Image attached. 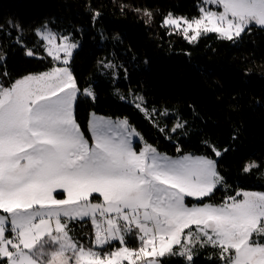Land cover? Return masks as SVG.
Wrapping results in <instances>:
<instances>
[{"label": "snow or ice", "instance_id": "obj_1", "mask_svg": "<svg viewBox=\"0 0 264 264\" xmlns=\"http://www.w3.org/2000/svg\"><path fill=\"white\" fill-rule=\"evenodd\" d=\"M215 3L222 12L202 8L201 18L192 21L168 14L163 23L186 25V36L194 32L191 39L203 32L231 41L252 26L264 29V0ZM37 35L63 66L24 76L7 87L0 83V260L5 264H137L138 260L164 264L166 258L183 257L192 264L194 249L211 246L217 249L220 264H264L260 242L264 192H238L220 205L190 207L186 197L211 198L224 184L214 159H173L151 145L137 152L130 138L139 134L126 120L97 118L90 145L74 118L81 89L70 60L79 45L50 31L38 30ZM57 40L65 42L56 49L63 51V57L53 51ZM0 76L7 77V72ZM82 94L95 99L90 90ZM136 100V107L148 115L143 97ZM253 167L258 165H247L244 171ZM57 190L66 194L64 199L56 198ZM94 193L102 196V202L91 201ZM85 218L94 230L89 247L73 239L68 229L70 222ZM132 234L140 241L139 249L126 246V237ZM114 242L122 247L103 254L97 250ZM153 257L157 259H149Z\"/></svg>", "mask_w": 264, "mask_h": 264}, {"label": "trees", "instance_id": "obj_2", "mask_svg": "<svg viewBox=\"0 0 264 264\" xmlns=\"http://www.w3.org/2000/svg\"><path fill=\"white\" fill-rule=\"evenodd\" d=\"M200 1L0 0V63L4 65L0 72H7V77L0 76V83L7 87L16 79L55 65L37 35L39 28L49 24L82 41L71 67L82 91L75 116L88 135L93 111L127 118L160 152L217 159L218 172L228 189L218 188L204 201L221 203L239 189L264 191V29L252 26L251 31L231 41L217 33L190 41L164 25L171 13L198 17ZM101 29L106 34L103 45ZM27 50L34 55H26ZM111 53L116 61L131 63L138 75L146 77L152 102L186 120V129L169 135L135 105L114 95L110 83L96 74L100 60ZM93 76L98 81L92 82ZM91 83L97 92L95 101L82 94ZM119 85L129 89L130 82L123 80ZM170 136L173 141L167 138ZM215 151L221 155L216 156ZM249 161L258 167L245 172ZM68 229L76 241L91 245L94 230L90 221H72ZM0 264H5L4 260ZM164 264L186 263L183 257H171ZM194 264L220 261L199 254Z\"/></svg>", "mask_w": 264, "mask_h": 264}, {"label": "rangeland", "instance_id": "obj_3", "mask_svg": "<svg viewBox=\"0 0 264 264\" xmlns=\"http://www.w3.org/2000/svg\"><path fill=\"white\" fill-rule=\"evenodd\" d=\"M202 8L205 9V10H211V11L217 12V13L223 11L222 6L218 5L217 3H215V0H213L212 3H208V2H206V0H201L200 3H199L200 15L198 17L189 18V17L183 16V15H178V14H173V13H171V14L174 17H183V18H187V20H189V21H192L193 19L201 18V9ZM168 27L170 29L182 32L183 35L190 41H196L200 36H202L204 34H207V33H203L202 32V34L200 36L196 37V39H191V37L194 35V32L189 31L187 33V36H186L185 33H184V28L186 27V25L182 24L180 28L171 27V26H168ZM38 30L43 31V32H49L50 31L52 33H55L57 37L69 36L73 43H76V44L79 45L78 48L73 50V55H72V58L70 60V67H71L73 56H74L75 52L80 48V46L82 44L81 39L80 38H76L73 34H63L61 32H58L57 30L53 29L49 24L39 28ZM100 33H101L100 44L103 45L104 42H105L104 38L106 37V34L103 32L102 29H101ZM64 43L65 42L62 41V40H57L55 42L54 47H53V51L55 52L56 55H59V56L63 57V55H64L63 51L57 52L56 49L57 48L62 49L63 46H64ZM44 47H45V50H46L47 47H48L47 41H44ZM46 53L48 54L47 50H46ZM51 57L56 61L55 65L52 68L63 66L60 60L55 59L53 56H51ZM133 58L136 61L137 56L135 54H133ZM109 65H112V67H109ZM121 66L123 67L125 72L123 71ZM52 68L44 70V71H41V72H37V73H31V74H28V75H39V74H41L43 72L50 71ZM71 70H72V67H71ZM96 74H98L102 78L106 79L110 83L114 95L117 98H119L120 100H122V101L129 102V103H131V104L136 106V103L138 102L136 100V98L138 96L143 97V107L148 110V115H146V113L144 111H142L141 109H139V110L147 118L150 115L151 119H149V118L148 119L152 122L153 125H155L160 130L165 131V132L168 131V133L170 135V133L173 134V133L177 132L180 129H182V130L186 129L185 128V126L187 125V121L186 120L180 118L178 116V114H176L175 112H172V110L170 111V109H168V108H160V107H158L156 104H154L152 102V99H151V97H152V88H151L150 84L148 83V81H147L145 76L137 74V72L134 69V66L131 63L125 64L121 60L116 61V59L113 57V55L111 53V54L106 55L105 57H103L100 60V62L98 64V67H97V70H96ZM123 80H126V81L130 82L129 89H125V88H123L122 86L119 85V82L123 81ZM91 81L92 82L98 81V77L94 78V76H93L91 78ZM85 90H90L92 93H94L95 99H92L89 96H87V97H89L93 101H95L97 99V92H96V90L94 88V84L93 83H91L89 86H87L84 89V91ZM78 96H77V99H78ZM77 99H76V101L74 103V118H75L76 123L78 124V122L76 120V116H75V106H76ZM153 110H155V111H153ZM97 118H103L106 121H113V122H117V123L120 122V121L126 120L128 125H130L129 120L127 118H114V117L103 115V114H99V113L93 111L90 114L89 122H88L89 135L78 124L81 132H83L85 138L88 139L90 145L94 143V134H93V130H92V125L97 120ZM178 123L183 124V127H176V125ZM173 128H176V130L173 131ZM133 129L135 130L136 133L139 134L138 136H132L130 138L132 146L137 152H140L141 150H143V148L146 145H151L153 148L156 149L154 144L149 142L146 139V137H144L143 134H141L135 128H133ZM167 138L169 140L173 141V138H171V136L167 137ZM157 151L159 153H161L162 155H166V156L171 157L173 159H178V158L183 157V156L207 157V156L197 155V154H192V153H185V154L174 156V155H170V154H166V153L160 152L159 150H157ZM207 158L214 159V158H211V157H207ZM214 160L216 161V164H217V159H214ZM252 164H255V163L253 161H249L247 163V165H252ZM217 170H218V167H217ZM218 188H221V189H224V190L228 189V187L226 186L225 182H224V184L218 186ZM244 191H248V192H264V191H261V190H249V189H239L238 192H244ZM236 194L233 195V196H236ZM54 195L56 196L57 199H64L66 194L63 191H61V190H57L56 193H54ZM227 197H230V195H228ZM227 197L225 198V200L227 199ZM90 199H91V201L93 203H100L103 200L101 195L95 194V193L92 195V197H90ZM205 199L206 198H204L203 200H200V199H197V198L186 197L185 203L188 206L191 207V206H199V205H201L203 203H210V204H213V205H220V204L224 203V201H225L224 200L221 203H216V202H213V201H204ZM237 199H240V197H237ZM84 220L90 221L89 218H85ZM193 228H195V226H193ZM185 231H187V229ZM69 235H70V233H69ZM260 242L264 243V237L261 238ZM90 246H93V243H91ZM126 246L131 248V249H139L140 241L136 238L135 234H132V235H129V236L126 237ZM87 247H89V246H87ZM121 247H122V245L120 243L114 242V243H112L110 245H107V246H105L103 248H98L97 250L100 251L103 254L105 252H109L110 253V252H112V251H114L116 249H119ZM194 253L195 254L193 256L192 264H194L195 258L199 254H203L205 258H207L208 260H211V261L216 260L217 256H218L217 249H215V248H213L211 246H209V247H197L196 249H194ZM66 255H70V254H66ZM149 259H157V258L153 257V258H149ZM185 263L188 264V262L186 260H185ZM69 264H72V262L69 261ZM123 264H129V261H124ZM137 264H143L142 260H138Z\"/></svg>", "mask_w": 264, "mask_h": 264}]
</instances>
